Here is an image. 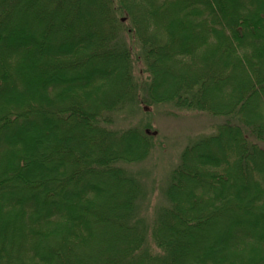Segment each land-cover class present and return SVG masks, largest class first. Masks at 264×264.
Here are the masks:
<instances>
[{
	"label": "trees",
	"instance_id": "16d2710c",
	"mask_svg": "<svg viewBox=\"0 0 264 264\" xmlns=\"http://www.w3.org/2000/svg\"><path fill=\"white\" fill-rule=\"evenodd\" d=\"M0 264H264V0H0Z\"/></svg>",
	"mask_w": 264,
	"mask_h": 264
},
{
	"label": "rangeland",
	"instance_id": "374dc122",
	"mask_svg": "<svg viewBox=\"0 0 264 264\" xmlns=\"http://www.w3.org/2000/svg\"><path fill=\"white\" fill-rule=\"evenodd\" d=\"M168 106L152 105L148 107L147 113H143L137 105H134L132 109L121 111L120 119L117 122V125L123 127L135 124L150 127V133L154 134V138H156V145L150 157L140 164L147 172L143 176L147 186L152 180H155L157 189L177 152L195 133L209 131L213 127L210 123L211 120L207 119L205 115H199L189 110H175ZM138 167V170H141V165Z\"/></svg>",
	"mask_w": 264,
	"mask_h": 264
}]
</instances>
